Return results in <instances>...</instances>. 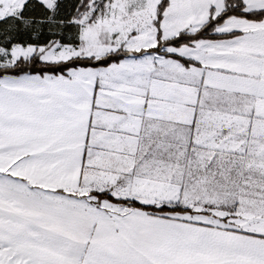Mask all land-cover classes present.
Listing matches in <instances>:
<instances>
[{
  "label": "snow or ice",
  "instance_id": "6c2138e0",
  "mask_svg": "<svg viewBox=\"0 0 264 264\" xmlns=\"http://www.w3.org/2000/svg\"><path fill=\"white\" fill-rule=\"evenodd\" d=\"M0 264H264V0H0Z\"/></svg>",
  "mask_w": 264,
  "mask_h": 264
}]
</instances>
